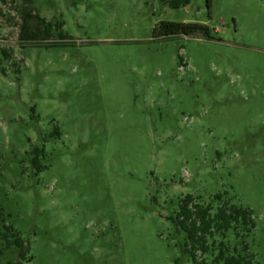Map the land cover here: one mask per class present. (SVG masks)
<instances>
[{"label":"rangeland","instance_id":"374dc122","mask_svg":"<svg viewBox=\"0 0 264 264\" xmlns=\"http://www.w3.org/2000/svg\"><path fill=\"white\" fill-rule=\"evenodd\" d=\"M216 194L254 228L198 259L264 264V0H0V264L5 226L20 264H194L172 219Z\"/></svg>","mask_w":264,"mask_h":264},{"label":"trees","instance_id":"16d2710c","mask_svg":"<svg viewBox=\"0 0 264 264\" xmlns=\"http://www.w3.org/2000/svg\"><path fill=\"white\" fill-rule=\"evenodd\" d=\"M170 8L177 9L189 4V0H167ZM201 36L206 40H212V29L201 23H178L161 21L153 29V36L156 38H166L174 35ZM4 53V51H3ZM58 135V132L56 131ZM44 156V147L34 148L29 160L34 173L39 174L45 166L41 162ZM222 194H216L212 202H217V207H213L209 202L206 205L194 202L192 196H185L179 204V211L172 219L177 230L185 234L183 251L188 253L194 264H205L202 259H198L197 252L207 254L209 246L206 239L214 234L224 236L228 231L250 233L254 228L252 213L249 210L236 206L223 199ZM5 231L1 234L6 245H14L17 248L18 262L8 261L5 264H20L21 261H30L26 258L29 246L16 233L12 227L5 226ZM218 254L212 260L213 264H251L249 257L242 255L235 249L233 253H228L220 242ZM223 247V248H222ZM245 251V250H244ZM31 259V257H30Z\"/></svg>","mask_w":264,"mask_h":264}]
</instances>
